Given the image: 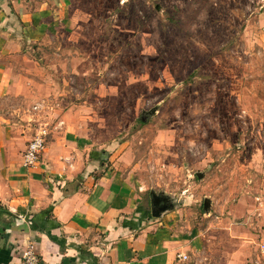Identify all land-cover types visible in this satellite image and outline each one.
<instances>
[{"label": "rangeland", "instance_id": "obj_1", "mask_svg": "<svg viewBox=\"0 0 264 264\" xmlns=\"http://www.w3.org/2000/svg\"><path fill=\"white\" fill-rule=\"evenodd\" d=\"M65 17L0 57L30 78L36 129L71 114L140 203L165 198L192 259L235 236L260 255L264 0H66Z\"/></svg>", "mask_w": 264, "mask_h": 264}, {"label": "crops", "instance_id": "obj_2", "mask_svg": "<svg viewBox=\"0 0 264 264\" xmlns=\"http://www.w3.org/2000/svg\"><path fill=\"white\" fill-rule=\"evenodd\" d=\"M65 10L66 0H0V57L20 49L14 37L36 42L53 32L66 22ZM2 59L0 264H17L28 241L42 264H201L187 254L190 244L175 239L178 234L161 222L166 212L150 217L140 203L141 188L115 163L109 165L112 156L78 131L71 114L49 122L37 165H22L37 124L31 80L11 72ZM227 242L233 251L206 252V264H246L248 257L251 264H264V254L253 255L237 236Z\"/></svg>", "mask_w": 264, "mask_h": 264}, {"label": "built area", "instance_id": "obj_3", "mask_svg": "<svg viewBox=\"0 0 264 264\" xmlns=\"http://www.w3.org/2000/svg\"><path fill=\"white\" fill-rule=\"evenodd\" d=\"M39 107H41V104H36L33 109H38ZM62 125L63 121L58 120L56 126L61 127ZM50 127L51 124L48 122H41L38 125L22 154V165L24 167L30 168L37 165L42 152L45 150ZM18 218L24 222L31 223L30 218L25 214H18ZM259 251L261 254H264V242L259 244ZM182 257L185 258V256ZM17 264H42L32 241H28L22 248L20 260Z\"/></svg>", "mask_w": 264, "mask_h": 264}, {"label": "flooded vegetation", "instance_id": "obj_4", "mask_svg": "<svg viewBox=\"0 0 264 264\" xmlns=\"http://www.w3.org/2000/svg\"><path fill=\"white\" fill-rule=\"evenodd\" d=\"M150 203V212L161 214L162 212L168 210L169 204L166 203L165 198L156 197L155 195H151L149 198Z\"/></svg>", "mask_w": 264, "mask_h": 264}, {"label": "water", "instance_id": "obj_5", "mask_svg": "<svg viewBox=\"0 0 264 264\" xmlns=\"http://www.w3.org/2000/svg\"><path fill=\"white\" fill-rule=\"evenodd\" d=\"M199 176V175H198ZM207 200L204 201V207H206ZM155 216L158 215V213H153Z\"/></svg>", "mask_w": 264, "mask_h": 264}]
</instances>
